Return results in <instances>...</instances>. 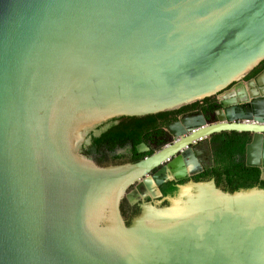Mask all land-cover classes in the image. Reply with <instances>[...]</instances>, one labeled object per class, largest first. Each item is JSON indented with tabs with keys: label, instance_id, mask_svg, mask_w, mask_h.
<instances>
[{
	"label": "water",
	"instance_id": "1",
	"mask_svg": "<svg viewBox=\"0 0 264 264\" xmlns=\"http://www.w3.org/2000/svg\"><path fill=\"white\" fill-rule=\"evenodd\" d=\"M263 61L264 0H0V264H264L263 188L191 182L128 226L121 212L133 185L162 198L212 168L221 132L251 134L264 181V71L246 80ZM212 96L136 163L76 152L110 119Z\"/></svg>",
	"mask_w": 264,
	"mask_h": 264
},
{
	"label": "trees",
	"instance_id": "2",
	"mask_svg": "<svg viewBox=\"0 0 264 264\" xmlns=\"http://www.w3.org/2000/svg\"><path fill=\"white\" fill-rule=\"evenodd\" d=\"M263 70L264 61L246 77V80ZM216 99V96H212L172 111L110 119L89 131L87 142L82 143L79 151L86 157L94 154L98 163L102 164L107 159L117 161L123 158L124 153L114 155V151L115 148L125 149L126 153H131L129 164L136 163L147 156L137 151V146L145 138L160 132L168 122H173L181 116L195 113L199 109L203 112L212 110ZM250 140L251 134L247 132L231 131L214 134L211 138L214 165L194 176L192 180L207 182L214 179L218 188L229 193L255 187L264 189V181L260 179V169L245 163V148ZM186 183L185 180L180 181L181 185H187ZM162 190L165 199L159 207L168 206L169 199L175 198L180 192L178 185L171 181L164 184ZM141 213L142 209H135L131 217L125 220L126 225H130Z\"/></svg>",
	"mask_w": 264,
	"mask_h": 264
},
{
	"label": "flooded vegetation",
	"instance_id": "3",
	"mask_svg": "<svg viewBox=\"0 0 264 264\" xmlns=\"http://www.w3.org/2000/svg\"><path fill=\"white\" fill-rule=\"evenodd\" d=\"M218 108H219V106L217 105V99H216V104H215L214 108L212 110H207L205 113H207V114L214 113ZM201 112H203V111L201 109H199L195 113H191V114H198ZM170 139H171V137L166 135V125H165V127L161 128L160 132H156L152 135H149L147 138H145L144 141L137 146V151H138L139 147H141L142 145H145L149 149V151L143 152L141 154H147V156L151 155L154 151L160 149L163 145H165L167 142H169ZM85 142H87V141H85ZM79 149L80 148H78L76 150V152L79 155H81L82 157H85V159H87L88 161H91V163H93L97 167H100L103 169L128 165L129 159L131 157V153H126L125 149L122 150V149H116L115 148L114 155L124 153V157L118 159L117 161L107 159L102 164H100V163H98L96 156L94 154H92L89 157H86L83 154H81ZM93 153H95V151ZM206 156L207 155H205L203 157L204 163L208 162V158ZM159 170L160 169L154 170L152 172V174H155ZM193 177L194 176L184 179L187 182L186 184H190L191 182H194L192 180ZM184 180L171 181V182H174L175 184H177L179 186V185H181L180 181H184ZM167 182H170V181H167ZM167 182H165L164 184H166ZM163 185L160 186L161 190H162ZM162 192H163V190H162ZM138 195H139V191L137 190V185H133L127 190L124 198H122V200H121V212H122V215H123L125 220L127 218L131 217V215L135 211V209H137V208L142 209L143 206H145V205L153 206V207H159V205H161L162 201L165 199V196H163L162 198H156V199H150V198H145V199L141 198L140 199ZM163 195H164V193H163ZM134 199H135V201H134Z\"/></svg>",
	"mask_w": 264,
	"mask_h": 264
},
{
	"label": "built area",
	"instance_id": "4",
	"mask_svg": "<svg viewBox=\"0 0 264 264\" xmlns=\"http://www.w3.org/2000/svg\"><path fill=\"white\" fill-rule=\"evenodd\" d=\"M250 123H254V122L252 121V122H250Z\"/></svg>",
	"mask_w": 264,
	"mask_h": 264
}]
</instances>
